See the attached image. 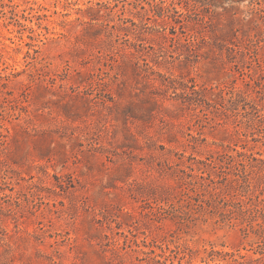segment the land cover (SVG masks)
I'll return each mask as SVG.
<instances>
[{
    "label": "rangeland",
    "instance_id": "1",
    "mask_svg": "<svg viewBox=\"0 0 264 264\" xmlns=\"http://www.w3.org/2000/svg\"><path fill=\"white\" fill-rule=\"evenodd\" d=\"M0 264H264V0H0Z\"/></svg>",
    "mask_w": 264,
    "mask_h": 264
}]
</instances>
